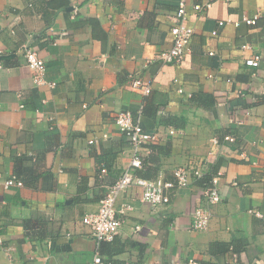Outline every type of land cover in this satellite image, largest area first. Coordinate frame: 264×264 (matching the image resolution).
Wrapping results in <instances>:
<instances>
[{"label": "crops", "instance_id": "obj_1", "mask_svg": "<svg viewBox=\"0 0 264 264\" xmlns=\"http://www.w3.org/2000/svg\"><path fill=\"white\" fill-rule=\"evenodd\" d=\"M209 1L187 0L194 37L170 64L159 54L180 0H0V55L15 54L0 60V178L25 183L0 195V264H92L97 252L104 264H264V0L194 9ZM24 45L55 88L34 85ZM256 56L259 67L247 66ZM133 77L154 82L152 94L131 90ZM194 95L214 102L201 107ZM126 111L157 139L142 149L140 177L176 182V168L206 162L215 138L221 146L210 172L167 205L143 203L135 187L121 194L117 208L133 209L98 246L83 217L130 165L115 123ZM218 171L221 201L196 231L193 210Z\"/></svg>", "mask_w": 264, "mask_h": 264}, {"label": "built area", "instance_id": "obj_2", "mask_svg": "<svg viewBox=\"0 0 264 264\" xmlns=\"http://www.w3.org/2000/svg\"><path fill=\"white\" fill-rule=\"evenodd\" d=\"M210 0L204 5H195L194 9L197 12L212 8L213 2ZM189 6L187 0H180L178 8L172 16V45L167 50L159 54V59L164 63L180 64L188 55L190 44L194 37V28L189 23ZM247 24H256V19H245ZM223 25V23H220ZM215 34V33H214ZM21 53L25 57L27 66L32 71V80L37 87L55 88L56 84L46 79V61L39 56L38 51L30 45H24L21 48ZM246 65L253 68H258L260 65L259 57H252L246 60ZM1 67V64H0ZM178 80H176L177 82ZM129 88L135 92L141 93L144 96H149L154 90V82L144 80L141 77H133L129 81ZM179 93H183V89H178ZM115 123L119 130L127 136L133 150V156L130 165L122 172L118 180L109 188L105 197L100 201L98 210L86 214L83 217V224L89 228L92 239L98 246L103 243L114 242L116 236L122 228V219L120 216L125 215L129 210L133 209L132 204L125 203L120 209L117 208V202L121 194L135 187L140 190L141 201L155 208L161 205H167L171 202L172 193L176 189L188 188L193 179L202 178L210 171V164L213 165V160L221 146L219 139L211 141V150L208 153L206 162H201L200 165L178 167L174 170L176 182H169L163 179H146L137 175V170L143 168V160L141 152L146 144L155 142L156 135L150 134L143 127L140 118H135L130 111L121 112L115 118ZM174 129L170 131V135H175ZM107 138V135H104ZM224 142H235V138L231 135H225ZM94 143V141H90ZM102 173H106V168L102 169ZM223 176L221 171L212 175L208 185L203 190V201L197 206L192 213V228L196 231H204L209 227L211 221V211L209 206L218 204L221 201L219 193L220 180ZM23 180L17 176L9 178H0V195L9 192L14 188H23ZM264 221V216L256 213ZM140 230V226L136 227ZM92 264H104V261L99 252L96 253ZM190 264H196L191 261Z\"/></svg>", "mask_w": 264, "mask_h": 264}, {"label": "trees", "instance_id": "obj_3", "mask_svg": "<svg viewBox=\"0 0 264 264\" xmlns=\"http://www.w3.org/2000/svg\"><path fill=\"white\" fill-rule=\"evenodd\" d=\"M191 102H194V103H197L199 106H201V107H208V108H210L211 106H212V104H213V102H214V100H213V98H211V97H209V96H205V97H203V96H193L192 98H191ZM126 136V135H125ZM127 137V136H126ZM17 175V174H16ZM17 177L19 178V179H21V177L19 176V175H17ZM22 180V179H21ZM24 182V181H23ZM208 182L209 181H207V182H205V186L206 185H208ZM25 184V183H24Z\"/></svg>", "mask_w": 264, "mask_h": 264}, {"label": "water", "instance_id": "obj_4", "mask_svg": "<svg viewBox=\"0 0 264 264\" xmlns=\"http://www.w3.org/2000/svg\"><path fill=\"white\" fill-rule=\"evenodd\" d=\"M70 11H73V8H71ZM14 57H15V54L0 55V60L6 61V60H9V59L14 58Z\"/></svg>", "mask_w": 264, "mask_h": 264}]
</instances>
